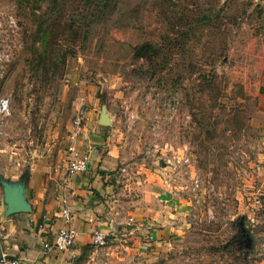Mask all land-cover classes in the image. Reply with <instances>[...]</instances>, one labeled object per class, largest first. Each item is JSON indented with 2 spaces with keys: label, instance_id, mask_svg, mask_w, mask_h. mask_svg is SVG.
Returning a JSON list of instances; mask_svg holds the SVG:
<instances>
[{
  "label": "rangeland",
  "instance_id": "rangeland-1",
  "mask_svg": "<svg viewBox=\"0 0 264 264\" xmlns=\"http://www.w3.org/2000/svg\"><path fill=\"white\" fill-rule=\"evenodd\" d=\"M1 97L0 182L57 190L84 129L156 212L111 264H264V0H0Z\"/></svg>",
  "mask_w": 264,
  "mask_h": 264
},
{
  "label": "crops",
  "instance_id": "crops-1",
  "mask_svg": "<svg viewBox=\"0 0 264 264\" xmlns=\"http://www.w3.org/2000/svg\"><path fill=\"white\" fill-rule=\"evenodd\" d=\"M110 123L107 117L106 127ZM100 139L97 136L88 137L87 131L82 129L76 140V154L88 156V170L84 174L68 176L62 173V182L56 184L57 190L28 184L24 190V198L30 208L29 213L5 216V207L0 202V254L16 257L20 264H111L109 260L113 257L105 258L102 249L89 244L92 231L107 233L117 243L129 236L134 243L140 241L136 235H143L145 229L142 227L151 225L145 219L157 220L153 215L156 212L150 207L142 206L138 200L124 202L118 198L124 190H120V193L114 190L113 184L123 183L118 177L113 179L111 174L117 163L116 158L112 151L105 152L106 149L100 148ZM54 178L55 176L50 179ZM152 187L147 185L145 188L149 191L146 193L152 192ZM61 199L65 200L69 211L67 224L59 215L63 207ZM145 199H149V196L146 195ZM129 203L134 207L133 213L128 211L135 218L134 225L133 218H127V221L131 219L132 222L129 224L122 217L123 210H129ZM38 224L41 229L37 228ZM65 225L77 232L74 244L63 252L46 251L43 244L49 242ZM123 250L127 251V248L124 247ZM120 254L122 252L119 249L114 259L119 260Z\"/></svg>",
  "mask_w": 264,
  "mask_h": 264
},
{
  "label": "built area",
  "instance_id": "built-area-1",
  "mask_svg": "<svg viewBox=\"0 0 264 264\" xmlns=\"http://www.w3.org/2000/svg\"><path fill=\"white\" fill-rule=\"evenodd\" d=\"M9 115V101L7 98H0V128L3 120ZM74 125H77V121H74ZM72 148H70L71 150ZM176 165L185 166L188 164L187 157H181L175 160ZM88 170V156L86 154L77 155L73 154V157L66 163L64 173L68 176H75L84 174ZM126 169L122 168L119 170L120 182L125 177ZM51 178V177H50ZM198 187L197 179L192 180V190ZM264 187V185H263ZM1 202V201H0ZM61 209L59 212L60 217L64 223L69 221V211L65 206V200H60ZM131 222V219H128ZM38 229H41V225H37ZM77 232L71 226L65 225V227L59 229L49 242L43 244V248L46 251L53 250L55 252H63L68 250L76 239ZM148 239H152V236L148 235ZM89 244L97 249L103 250V256L105 258H111L117 256L118 246L115 245L117 242L114 237L100 231H92L89 235ZM0 264H20V260L13 256H7L0 254Z\"/></svg>",
  "mask_w": 264,
  "mask_h": 264
},
{
  "label": "water",
  "instance_id": "water-1",
  "mask_svg": "<svg viewBox=\"0 0 264 264\" xmlns=\"http://www.w3.org/2000/svg\"><path fill=\"white\" fill-rule=\"evenodd\" d=\"M99 123L106 125L107 118H100ZM0 184L2 186L1 202L5 207V216L30 212V208L24 198L25 186L23 183L10 184L7 182H0Z\"/></svg>",
  "mask_w": 264,
  "mask_h": 264
},
{
  "label": "trees",
  "instance_id": "trees-1",
  "mask_svg": "<svg viewBox=\"0 0 264 264\" xmlns=\"http://www.w3.org/2000/svg\"><path fill=\"white\" fill-rule=\"evenodd\" d=\"M154 52L155 50L150 45L145 44L135 48L134 57L141 58L151 53L154 54ZM245 237H248L247 231L243 230L241 226L236 227L234 235L228 242L221 246L220 251L227 254H233L236 249H240L242 247Z\"/></svg>",
  "mask_w": 264,
  "mask_h": 264
}]
</instances>
